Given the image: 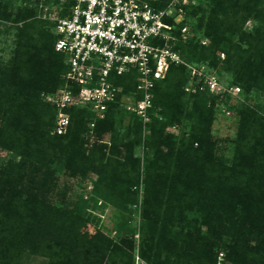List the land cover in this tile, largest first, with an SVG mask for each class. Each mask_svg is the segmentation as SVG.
<instances>
[{
    "label": "trees",
    "instance_id": "1",
    "mask_svg": "<svg viewBox=\"0 0 264 264\" xmlns=\"http://www.w3.org/2000/svg\"><path fill=\"white\" fill-rule=\"evenodd\" d=\"M38 1L0 0V21L22 23L12 57L0 67V150L19 157L0 169V264H20L27 253L47 258V264H133L128 237L108 249L93 244L77 253L76 240L49 233L60 231L62 218L69 232L75 230L85 206L66 212L62 203L43 205L41 191L56 164L70 176L95 173L94 190L104 184L108 195H118L128 207L137 203L141 186L136 207L147 232L139 257L147 264H215L222 250L227 264H264V0H205L186 8L178 27L192 24L208 43L191 38L175 46L186 64L203 66L205 74L237 88L238 97L252 104L237 110L230 94L210 93L202 81V90L195 84L186 94L190 73L172 65L154 86L149 123L143 125L118 100L100 120L88 108L67 110L64 134L52 133L56 109L43 96L64 87L66 65L54 50L53 25L37 18ZM250 20L255 25L247 32ZM115 84L128 95L136 81L124 75ZM223 109L236 124L229 163L214 154L212 126L225 117ZM125 117L129 125L121 134ZM186 122L187 132L180 130ZM169 127L178 132L168 133ZM138 147L147 154L142 171ZM44 172L43 182L35 177ZM94 239L107 240L99 232Z\"/></svg>",
    "mask_w": 264,
    "mask_h": 264
},
{
    "label": "built area",
    "instance_id": "2",
    "mask_svg": "<svg viewBox=\"0 0 264 264\" xmlns=\"http://www.w3.org/2000/svg\"><path fill=\"white\" fill-rule=\"evenodd\" d=\"M46 2L38 1L37 18L53 25L54 50L63 56L66 65L62 76L64 87L44 96L56 109V134L66 132L69 123L67 110L88 108L95 119L100 120L108 105L118 100L126 112L140 117L143 125L149 123L148 111L154 86L165 78L172 65H184L189 69L188 85L192 93L194 85L201 81L213 94L235 96L237 92V89H227L219 83L213 73L205 74L203 66L197 68L186 64L175 50L178 42L187 40L188 27L179 28L178 25L185 17V9L192 6L194 0ZM160 4L164 7L160 8ZM181 17L178 22L176 18ZM124 75H133L136 81L135 89L128 95H123L122 87L115 84L117 78ZM94 124L95 121L89 123L90 129ZM169 129L175 130L174 127ZM141 201L139 186L133 208H137ZM135 260V264H147L139 256ZM215 264H227L222 251L218 252Z\"/></svg>",
    "mask_w": 264,
    "mask_h": 264
},
{
    "label": "rangeland",
    "instance_id": "3",
    "mask_svg": "<svg viewBox=\"0 0 264 264\" xmlns=\"http://www.w3.org/2000/svg\"><path fill=\"white\" fill-rule=\"evenodd\" d=\"M54 1V0H52ZM205 0H194L193 5L203 4ZM17 5V4H15ZM14 5V6H15ZM25 5V4H24ZM16 7V6H15ZM14 7V8H15ZM191 5L189 6V8ZM38 11V10H37ZM38 15V13H37ZM179 22L182 20L181 18H176ZM0 24V67H5L7 61L12 57V52L15 48V43L19 40L16 36L18 29L22 25L21 22L18 24H13L10 20L5 21L1 20ZM175 24V23H174ZM255 25L253 20H250L245 25V30L247 32H251L252 27ZM188 31L186 33V39L184 42L189 41L191 38L203 42L208 43V41L201 37V34L194 31L192 24L188 23L187 25ZM197 64V63H194ZM192 65V64H191ZM205 65V64H204ZM207 65V64H206ZM205 65V66H206ZM194 66V65H193ZM209 70H213L210 66H206ZM189 71V69H188ZM207 73H210L208 71ZM211 74L209 75V77ZM224 78L229 80L231 79L229 74H225ZM184 92L186 94H190L189 85L184 86ZM235 91L237 88H235ZM232 96V100L234 104L233 107L237 110L244 104H252L253 101L250 99L249 101H243L239 98L238 91L235 93V96ZM44 101L45 98L43 96ZM47 102V101H46ZM231 105V102L228 103ZM223 114L225 117L216 118L213 122L212 126V136L215 142V158L219 162L229 163L231 160L232 152H233V143L232 140L235 135L236 124L235 121H232L233 115L232 112L226 111L223 109ZM56 121V117H55ZM122 127L119 128V133H124V127L129 125L128 118L125 117L122 122ZM188 123L186 122L180 130L188 131ZM169 132L177 133L178 128L170 131L169 128L166 129ZM54 133V129L52 130ZM86 138L88 139L89 146L93 142L92 133H88ZM135 155L140 160V168L141 171L146 164L147 154L142 147L136 148ZM19 161V157L16 154L8 153L3 150H0V169H2L8 161ZM42 172V171H41ZM41 174V175H40ZM46 174L39 173L35 177L42 180V176ZM97 176L93 172H88L85 178L82 177L80 173L74 176H70L69 172L63 168L60 164L53 165L50 170V175L47 176L45 181L46 188L41 191L42 195L41 202L43 205L51 204V203H62V208L64 211H70L81 202H85L84 210L80 216V223L75 230L69 232L67 229V220L65 218L61 219L63 223L62 228L60 229V233L55 231V228L50 229V234L56 236H60L61 239H65V241L76 240L78 250L77 253L82 252L84 248L90 247L93 244H98L103 249H108L109 243H116L121 239L126 237L130 238L133 241V264L136 262V257L139 256L140 246H142L143 241L146 237L147 229L145 227V223L142 218L139 216L141 213L139 208L128 207L127 204L119 197L118 195H114L111 193L107 194V189L105 185H98L94 190V182L97 180ZM44 178V176H43ZM130 208V209H129ZM131 210H134L131 212ZM142 211V207H141ZM50 215V213H49ZM130 220L129 223H126L127 220ZM52 218L47 219L46 221L50 222ZM51 223V222H50ZM99 232L101 235L106 237L107 240L100 241L95 240L94 237L96 233ZM76 234L75 239L73 236ZM70 235V236H69ZM86 235V238H85ZM224 242H228L226 237L223 238ZM70 241V242H72ZM225 253V250H222ZM141 259V258H140ZM142 260V259H141ZM146 263L144 260H142ZM48 259L45 257L33 255L27 253L20 261V264H47Z\"/></svg>",
    "mask_w": 264,
    "mask_h": 264
}]
</instances>
